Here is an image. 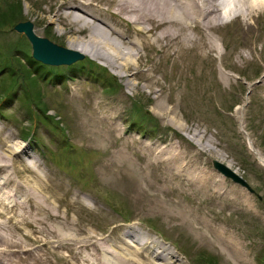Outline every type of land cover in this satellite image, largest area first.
<instances>
[{"label": "rangeland", "instance_id": "obj_1", "mask_svg": "<svg viewBox=\"0 0 264 264\" xmlns=\"http://www.w3.org/2000/svg\"><path fill=\"white\" fill-rule=\"evenodd\" d=\"M21 1L20 21L29 20L36 35L65 46L70 25L50 22L46 12L51 3L66 0ZM238 23L232 20L199 34L188 30L196 40L185 47L166 46L163 41L141 49L142 74L134 77L132 70L127 74L136 82L134 88L127 87L103 57L83 54L84 63L40 64L30 57L31 46L23 33L11 23L0 28L3 135L8 136L7 143L26 145V157L38 164L42 183L49 192L57 193L59 200L53 205L61 216L75 222L79 237L90 233L98 244L105 241L107 245L131 225L144 235V241L150 237L174 252L170 258L174 262L169 264H202L200 257L206 254L217 264H234L214 242L197 236L182 217L166 215L157 199L172 197L184 209L198 206L205 219L230 228L247 253L246 264H264V101L256 94L264 72V16L249 20L252 31ZM63 31L65 35H60ZM85 32L75 34L84 36ZM205 32L215 48L212 54L197 45ZM244 43H253L256 52L252 61L239 65L236 52L244 50ZM24 56L32 61L31 67L19 62L27 59ZM32 66L36 67L34 75H30ZM155 91L161 97L156 98ZM100 109L118 115V137L107 130L105 140L93 138L96 130L108 126H99L91 118V113ZM194 132L201 135L202 143L209 140L211 151L201 149L187 136ZM154 144L168 152L182 151L187 155L184 160L192 156L193 164L209 172L211 180L175 187L177 177L161 165L147 167L145 174L138 176L134 172L137 164L148 160L146 149ZM219 152L222 156L218 159ZM129 156L137 162L133 167ZM17 159L14 156V168L10 166L9 172L20 182L34 170ZM212 160L230 164L254 191L223 176ZM211 181L230 195L211 193ZM136 182L143 191L135 194L128 186ZM54 183H59V188ZM168 184L173 186L170 191H166ZM159 186L165 191L152 197ZM162 206L176 209L168 203ZM35 251L42 252L40 248ZM72 255L71 249L63 247L47 257L51 264H63L66 258L71 264H81Z\"/></svg>", "mask_w": 264, "mask_h": 264}, {"label": "bare ground", "instance_id": "obj_2", "mask_svg": "<svg viewBox=\"0 0 264 264\" xmlns=\"http://www.w3.org/2000/svg\"><path fill=\"white\" fill-rule=\"evenodd\" d=\"M232 11L237 13L232 20H238V24L242 25V28L245 27L243 29L246 31L253 30L249 24L250 19L264 16V10L252 11L246 2L241 3L240 0L233 4ZM46 13L49 14L50 22L70 25L68 32L71 34L66 36L69 40L66 41L65 46L89 56L105 58L107 64L114 66L119 76L125 79L124 83L129 88L136 86V82L127 76L129 71L132 70L130 74L134 77L142 74L141 49L155 42L161 45L160 42L163 41L166 46L185 47L196 40L188 30L199 34L228 24L223 22V7L219 0H66L51 3ZM57 29L61 28L57 27ZM83 29H86L84 36L75 34L76 31ZM59 34L65 35V31ZM197 45L207 54H212L215 49L210 35L206 32L199 38ZM243 46H245L243 51L236 52L239 65L252 61V56L256 52L253 43H244ZM231 66L241 69L235 63H231ZM259 79L256 94L264 101V72ZM155 97H161V93L155 91ZM166 100L172 103L169 98ZM159 104L163 105V102ZM169 110L172 112L173 109L169 107ZM117 116L110 115L102 109L91 113V118L99 122V126L108 123L107 127L95 131L93 138L96 141L105 140L107 130L113 133L114 137H118ZM177 127L182 128L181 125ZM3 132V128L0 127V264H51L47 257L48 253H54L63 247L71 249L74 254L71 258L81 264L174 262V259L172 261L170 259L175 256L171 249L167 246L161 247L150 237L144 241V235L131 225L121 235L116 236L117 241H107V245L105 241L103 244H98L97 239L90 233L79 237L75 222L61 216L59 208L53 205V202L59 200L57 193L49 192V187L42 183V172L38 164L26 157V145L16 142L7 143L8 136L3 135ZM187 136L201 149L211 151L209 140L202 143L199 133L194 132L192 136L188 134ZM125 139L132 140L128 136ZM154 146L149 145L146 149L148 160L140 165L135 162L138 166L137 171L134 172L138 176H143L147 167L157 168L161 165L177 177L175 185L173 184L175 187L195 182L203 185L204 182L211 180L209 172L193 164L192 156L184 160L187 155L182 151L168 152V149H161L156 144ZM216 154L218 159L221 158V152ZM14 156H18V163H26L25 166L34 170L30 177H23L20 182H17L9 172L10 166L14 168ZM129 160V164L133 167L135 163L131 156ZM225 165L229 167L230 164ZM140 184L136 182L129 185L128 189L136 194L138 191H143ZM211 184L213 185L211 193L225 197L230 195L229 191L216 187L218 182L211 181ZM54 185L59 188V183ZM156 188L158 191L154 192L152 197L159 196V191H165L163 187ZM171 189L173 186L168 184L166 191ZM157 200L160 201V207L164 208L167 216L182 217L197 236L214 242L234 264H246L247 253L240 239L230 228L205 219L198 206L184 209L172 197ZM163 203H168L176 209H166L162 206ZM6 213L8 215L4 216ZM30 244H34L35 247ZM36 248H40L42 252L35 251ZM80 250L82 254H79ZM67 256L69 258V255ZM71 263L72 261L67 258L63 262V264Z\"/></svg>", "mask_w": 264, "mask_h": 264}, {"label": "water", "instance_id": "obj_3", "mask_svg": "<svg viewBox=\"0 0 264 264\" xmlns=\"http://www.w3.org/2000/svg\"><path fill=\"white\" fill-rule=\"evenodd\" d=\"M14 29L25 32L31 42L32 56L45 63L69 64L83 57V54L76 50L63 47L50 41L46 37H40L34 34L32 31V23L30 21L18 22L14 25ZM212 165L218 172L230 178L233 182L246 187L250 192L253 191L249 183L243 177L225 164L217 160H212Z\"/></svg>", "mask_w": 264, "mask_h": 264}, {"label": "trees", "instance_id": "obj_4", "mask_svg": "<svg viewBox=\"0 0 264 264\" xmlns=\"http://www.w3.org/2000/svg\"><path fill=\"white\" fill-rule=\"evenodd\" d=\"M7 2L0 6V28L11 23L13 25L16 21L20 20L21 16V0H6ZM202 264H217L214 257L211 255H202L200 257Z\"/></svg>", "mask_w": 264, "mask_h": 264}, {"label": "clouds", "instance_id": "obj_5", "mask_svg": "<svg viewBox=\"0 0 264 264\" xmlns=\"http://www.w3.org/2000/svg\"><path fill=\"white\" fill-rule=\"evenodd\" d=\"M220 4L223 7L224 13V23L230 22L235 18L237 13L233 12V4L237 2V0H219ZM241 3H245L248 5L252 11L264 10V0H240Z\"/></svg>", "mask_w": 264, "mask_h": 264}]
</instances>
